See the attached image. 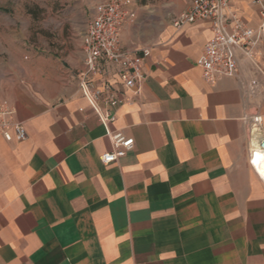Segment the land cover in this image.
<instances>
[{"label":"crops","instance_id":"0c3cea01","mask_svg":"<svg viewBox=\"0 0 264 264\" xmlns=\"http://www.w3.org/2000/svg\"><path fill=\"white\" fill-rule=\"evenodd\" d=\"M183 1L146 35L136 11L122 28L120 45L149 55L138 91L116 67L96 77L121 99L107 127L79 91L80 55L46 60L64 76L14 89L26 137L0 136V264H264V182L248 162L264 138V48L259 68L239 57L234 76L205 81L209 23L175 27ZM229 5L258 23L249 0ZM107 131L133 146L105 164Z\"/></svg>","mask_w":264,"mask_h":264},{"label":"built area","instance_id":"2783aa9c","mask_svg":"<svg viewBox=\"0 0 264 264\" xmlns=\"http://www.w3.org/2000/svg\"><path fill=\"white\" fill-rule=\"evenodd\" d=\"M258 10L259 21L250 26L234 11L229 0H188L186 8L172 18V24L180 28L195 21L209 23L210 37L196 59L202 77L214 83L220 77H232L238 70V58L243 57L259 68L264 48V0H249ZM135 18L131 0H104L93 8L82 35L81 52L84 70L78 75V88L102 125L115 119L114 109L121 99L109 86L96 83L111 66L116 67L123 87L138 91L143 78V59L148 48L125 49L120 45L122 28ZM251 118L252 128L260 125L261 117ZM0 136L7 142H20L26 131L20 121L14 119L11 106L0 104ZM112 149L100 155L102 163H111L123 157L133 146V139L120 131H107ZM248 162L264 182V138L248 148Z\"/></svg>","mask_w":264,"mask_h":264},{"label":"rangeland","instance_id":"374dc122","mask_svg":"<svg viewBox=\"0 0 264 264\" xmlns=\"http://www.w3.org/2000/svg\"><path fill=\"white\" fill-rule=\"evenodd\" d=\"M99 1L0 0V104L10 106L14 89L26 80L46 81V72L63 75L46 60L66 65L67 56H82L81 37L93 6ZM131 1L142 35L150 29L151 21L169 18L184 2Z\"/></svg>","mask_w":264,"mask_h":264}]
</instances>
